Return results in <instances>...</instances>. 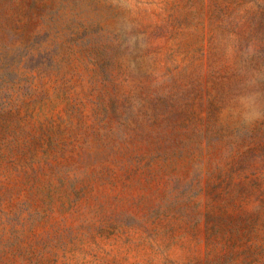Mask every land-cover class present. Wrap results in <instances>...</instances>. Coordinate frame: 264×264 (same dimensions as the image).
Returning a JSON list of instances; mask_svg holds the SVG:
<instances>
[{
    "label": "rangeland",
    "instance_id": "rangeland-1",
    "mask_svg": "<svg viewBox=\"0 0 264 264\" xmlns=\"http://www.w3.org/2000/svg\"><path fill=\"white\" fill-rule=\"evenodd\" d=\"M0 264H264V0H0Z\"/></svg>",
    "mask_w": 264,
    "mask_h": 264
}]
</instances>
